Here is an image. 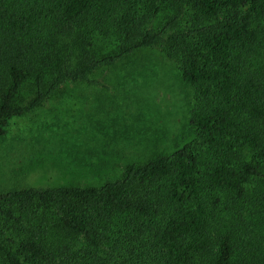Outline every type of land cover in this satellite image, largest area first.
<instances>
[{"label":"trees","instance_id":"16d2710c","mask_svg":"<svg viewBox=\"0 0 264 264\" xmlns=\"http://www.w3.org/2000/svg\"><path fill=\"white\" fill-rule=\"evenodd\" d=\"M145 48L179 62L194 138L100 184L0 191V264H264L239 205L264 178V0H0V135Z\"/></svg>","mask_w":264,"mask_h":264},{"label":"rangeland","instance_id":"374dc122","mask_svg":"<svg viewBox=\"0 0 264 264\" xmlns=\"http://www.w3.org/2000/svg\"><path fill=\"white\" fill-rule=\"evenodd\" d=\"M98 45L109 52L115 41L108 37ZM93 78L104 87L69 82L40 108L9 119L0 135V191L100 184L119 175L125 163L168 153L194 138L189 117L195 92L181 79L179 62L159 48L100 67ZM261 179L247 186L249 206L239 203L251 213L255 231L264 229L260 215L252 214L253 188L264 189ZM217 212L230 211L221 203Z\"/></svg>","mask_w":264,"mask_h":264}]
</instances>
